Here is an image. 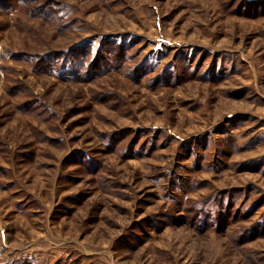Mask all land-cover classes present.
<instances>
[{
    "label": "rangeland",
    "instance_id": "obj_1",
    "mask_svg": "<svg viewBox=\"0 0 264 264\" xmlns=\"http://www.w3.org/2000/svg\"><path fill=\"white\" fill-rule=\"evenodd\" d=\"M0 264H264V0H0Z\"/></svg>",
    "mask_w": 264,
    "mask_h": 264
}]
</instances>
